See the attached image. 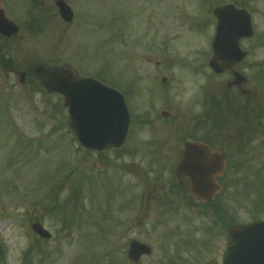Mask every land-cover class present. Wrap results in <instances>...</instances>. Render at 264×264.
<instances>
[{
    "label": "rangeland",
    "instance_id": "374dc122",
    "mask_svg": "<svg viewBox=\"0 0 264 264\" xmlns=\"http://www.w3.org/2000/svg\"><path fill=\"white\" fill-rule=\"evenodd\" d=\"M64 1L73 11L70 23L59 16L55 0H1L20 30L0 37V264L221 263L230 243L227 229L176 187L170 193V155L159 150L168 147V125L139 128L133 116L118 151L86 150L68 127L62 97L47 93L30 72L21 83L19 73L40 63L68 64L80 76L111 80L110 69L113 78L121 73L145 87L158 83L155 62L162 61L186 81L203 56L211 57L213 8L228 1L251 14L254 37L240 45L251 47L255 62L264 55V45L257 44L264 38V0ZM113 15L123 20L110 25ZM152 35L156 46L145 39ZM212 76L211 69L207 77L198 74L216 96ZM133 112L137 116V108ZM209 128L207 123L204 130ZM152 138L155 145L148 144ZM241 184L216 197V207L237 225L264 217L263 183ZM35 220L50 239L31 230ZM132 239L152 248L138 263L127 258Z\"/></svg>",
    "mask_w": 264,
    "mask_h": 264
},
{
    "label": "flooded vegetation",
    "instance_id": "af4514ba",
    "mask_svg": "<svg viewBox=\"0 0 264 264\" xmlns=\"http://www.w3.org/2000/svg\"><path fill=\"white\" fill-rule=\"evenodd\" d=\"M228 3L245 8L243 4L230 1L223 4ZM253 37L248 39L252 40ZM145 39L147 43L156 46V36L152 35V41L150 36ZM257 44L264 45L263 34L258 38ZM245 51V58L231 68L222 73L211 70L212 78L216 79V96L206 89L208 78L202 80L198 77V74L208 76V70L211 69L208 57L210 53L203 56L201 64L194 67V72L187 74L186 81L183 76L178 77L172 73L171 68L165 66L168 63L156 61L155 64L160 67L157 70L160 73L156 75L158 83L145 87L141 84L129 85L128 78L122 77L120 84L114 86L122 93L132 110L137 108L139 128L155 129L166 125L170 128L167 136L166 132L162 133L168 138V142L164 141L168 147L165 150L159 147L163 154L170 155V193L176 187L177 191L193 203L208 204L215 210L216 181L222 189L235 188L245 177L251 183L262 182L264 189V55L253 62L251 47ZM236 73L241 75L238 79ZM223 75L226 77L222 79ZM189 76H192L191 80ZM183 94H186L185 98ZM178 99L181 101L177 102ZM136 100L139 101V106ZM207 123L210 128L204 130ZM137 140L141 142L143 150H146V143L141 139ZM156 140L157 138H152L148 144L155 145ZM190 141L202 142L224 157V172L216 176L215 168L212 173V186L205 189L207 195H212L209 201L197 200L187 191L193 185L190 174H185L182 184H178L174 174L183 147ZM149 151H154L153 147ZM250 172H256L257 175L253 178ZM170 197L169 195L168 198ZM254 218L259 219L260 216Z\"/></svg>",
    "mask_w": 264,
    "mask_h": 264
},
{
    "label": "water",
    "instance_id": "95a60500",
    "mask_svg": "<svg viewBox=\"0 0 264 264\" xmlns=\"http://www.w3.org/2000/svg\"><path fill=\"white\" fill-rule=\"evenodd\" d=\"M57 7L62 19L70 22L71 8L64 0H58ZM214 14L218 17V26L212 43L214 56L210 65L219 73L244 58L246 53L240 49L238 42L241 37L252 35V27L249 15L232 5L215 8ZM17 31L18 26L6 16L0 5V33L10 36ZM34 74L48 92L65 96L70 115L68 125L85 148L103 150L124 142L129 114L119 92L91 77H76L68 65L49 67L41 64L34 69ZM235 76L238 79L241 75L236 73ZM23 77L24 73L21 74V82ZM215 168L216 175L222 173V155L212 152L205 144L189 142L185 145L175 173L181 182L182 177L190 172L197 196L201 197L207 188L205 182L209 185L208 179ZM219 190L216 183V192ZM208 196L205 195V200H208ZM31 228L42 238L51 237L50 232L37 221L32 223ZM229 233L234 244L229 246L223 264H264V220L240 227L231 226ZM150 252L147 244L132 240L127 255L137 262L141 255Z\"/></svg>",
    "mask_w": 264,
    "mask_h": 264
}]
</instances>
